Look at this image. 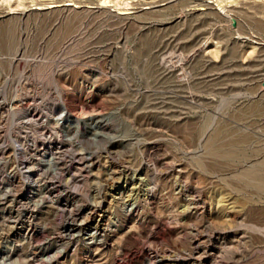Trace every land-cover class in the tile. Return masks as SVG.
I'll use <instances>...</instances> for the list:
<instances>
[{"label":"rangeland","instance_id":"obj_1","mask_svg":"<svg viewBox=\"0 0 264 264\" xmlns=\"http://www.w3.org/2000/svg\"><path fill=\"white\" fill-rule=\"evenodd\" d=\"M0 264H264V0H0Z\"/></svg>","mask_w":264,"mask_h":264},{"label":"bare ground","instance_id":"obj_2","mask_svg":"<svg viewBox=\"0 0 264 264\" xmlns=\"http://www.w3.org/2000/svg\"><path fill=\"white\" fill-rule=\"evenodd\" d=\"M31 170V169H30Z\"/></svg>","mask_w":264,"mask_h":264}]
</instances>
